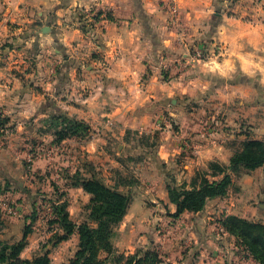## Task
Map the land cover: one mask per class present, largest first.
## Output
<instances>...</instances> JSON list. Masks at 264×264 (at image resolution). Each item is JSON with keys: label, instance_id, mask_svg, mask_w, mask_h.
I'll use <instances>...</instances> for the list:
<instances>
[{"label": "clouds", "instance_id": "clouds-1", "mask_svg": "<svg viewBox=\"0 0 264 264\" xmlns=\"http://www.w3.org/2000/svg\"><path fill=\"white\" fill-rule=\"evenodd\" d=\"M0 264H264V0H0Z\"/></svg>", "mask_w": 264, "mask_h": 264}]
</instances>
